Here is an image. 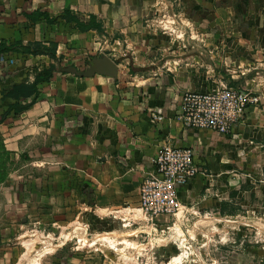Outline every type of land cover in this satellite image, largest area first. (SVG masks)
<instances>
[{
	"label": "crops",
	"instance_id": "crops-1",
	"mask_svg": "<svg viewBox=\"0 0 264 264\" xmlns=\"http://www.w3.org/2000/svg\"><path fill=\"white\" fill-rule=\"evenodd\" d=\"M64 9L95 16L102 32L80 31ZM35 11L51 21L31 20ZM0 41L13 46L0 53V264L20 262V217L35 216L38 198L70 200L72 184L88 183L96 208L129 215L162 146L191 147L199 174L177 186L178 210L157 219L264 216V0H0ZM50 42L55 57L22 50ZM102 57L116 77L70 70ZM48 68L37 94L17 101L25 108L7 112L15 100L5 94ZM220 84L248 86L259 101L226 135L185 128L181 93Z\"/></svg>",
	"mask_w": 264,
	"mask_h": 264
},
{
	"label": "rangeland",
	"instance_id": "rangeland-1",
	"mask_svg": "<svg viewBox=\"0 0 264 264\" xmlns=\"http://www.w3.org/2000/svg\"><path fill=\"white\" fill-rule=\"evenodd\" d=\"M6 171L0 169V177ZM33 173L40 182L37 195H43L44 172ZM69 187L70 200L46 206L37 196L35 216L20 217L19 264H264V216L239 210L233 216L196 213L179 214L180 222L148 221L138 206L129 215L96 208L86 182ZM107 232L126 258L101 241L89 246Z\"/></svg>",
	"mask_w": 264,
	"mask_h": 264
},
{
	"label": "built area",
	"instance_id": "built-area-1",
	"mask_svg": "<svg viewBox=\"0 0 264 264\" xmlns=\"http://www.w3.org/2000/svg\"><path fill=\"white\" fill-rule=\"evenodd\" d=\"M259 76L258 72L255 73ZM259 98L248 86L220 84L212 91L185 90L180 96V117L185 128L211 130L226 135L243 121L250 105ZM161 120V116H153ZM199 174L191 147L162 146L152 169L139 186L138 210L148 221L178 210L177 186Z\"/></svg>",
	"mask_w": 264,
	"mask_h": 264
},
{
	"label": "trees",
	"instance_id": "trees-1",
	"mask_svg": "<svg viewBox=\"0 0 264 264\" xmlns=\"http://www.w3.org/2000/svg\"><path fill=\"white\" fill-rule=\"evenodd\" d=\"M41 16H43L48 22L51 21V19L47 18L46 14H43L42 12L35 11L31 13L28 17L31 20H37ZM62 17L68 21V22H74L77 28L80 31H86L90 29H94L98 32H102V24L100 21L96 19L95 16L91 15L89 17V20L87 22L80 21L78 18L72 15L71 11L69 9H64L62 13ZM13 46L6 45L5 42L0 41V53L5 51H12ZM23 51L30 52L33 54H39V53H47L51 57H55V50L56 45L53 42H50L48 46L40 45V44H34L32 46V49L30 50L29 47L22 49ZM52 75L51 68L44 69L41 73L35 76L34 80L30 83H20L17 85H14L6 94L5 96L12 98L15 100V103L9 107L7 110L10 111L13 109L14 113H17L18 111H21L24 109V106H19L17 104V101L19 99H25L30 96H35L38 92L37 90V83L41 81H47Z\"/></svg>",
	"mask_w": 264,
	"mask_h": 264
},
{
	"label": "water",
	"instance_id": "water-1",
	"mask_svg": "<svg viewBox=\"0 0 264 264\" xmlns=\"http://www.w3.org/2000/svg\"><path fill=\"white\" fill-rule=\"evenodd\" d=\"M70 70L83 77H90L94 74H101L114 78L117 75L116 64L108 57L95 58L93 63L85 71L79 72L75 68H70Z\"/></svg>",
	"mask_w": 264,
	"mask_h": 264
},
{
	"label": "bare ground",
	"instance_id": "bare-ground-1",
	"mask_svg": "<svg viewBox=\"0 0 264 264\" xmlns=\"http://www.w3.org/2000/svg\"><path fill=\"white\" fill-rule=\"evenodd\" d=\"M110 235V236H109ZM113 234H107V235H99V236H95L93 239H92V241H91V243L89 244V246H92L93 244L95 245V243H97L98 241L100 242H104V243H106V244H108V245H110L112 248H116V250L122 255V256H124L125 257V255H124V253L122 252V249H119V248H117L115 245V242H114V239L115 238H112V237H114V236H112ZM112 236V237H111ZM83 240L84 241H86V238H83ZM100 242V243H101ZM93 245V246H94ZM45 249H48V248H45ZM43 250H44V248H43ZM36 255H40V253H37ZM126 258V257H125ZM128 258V257H127ZM34 259H35V257H34ZM36 261V260H35ZM170 264V263H169Z\"/></svg>",
	"mask_w": 264,
	"mask_h": 264
}]
</instances>
